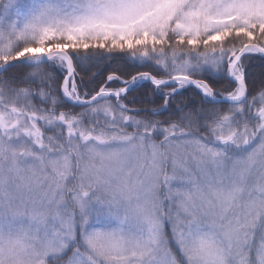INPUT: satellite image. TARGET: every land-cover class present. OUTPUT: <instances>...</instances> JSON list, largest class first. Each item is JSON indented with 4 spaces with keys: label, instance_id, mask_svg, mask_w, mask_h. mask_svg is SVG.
Wrapping results in <instances>:
<instances>
[{
    "label": "snow or ice",
    "instance_id": "obj_1",
    "mask_svg": "<svg viewBox=\"0 0 264 264\" xmlns=\"http://www.w3.org/2000/svg\"><path fill=\"white\" fill-rule=\"evenodd\" d=\"M0 264H264V0H0Z\"/></svg>",
    "mask_w": 264,
    "mask_h": 264
},
{
    "label": "trees",
    "instance_id": "obj_2",
    "mask_svg": "<svg viewBox=\"0 0 264 264\" xmlns=\"http://www.w3.org/2000/svg\"><path fill=\"white\" fill-rule=\"evenodd\" d=\"M103 67H104V63H101V64H100V68L102 69ZM113 67H115V65H113ZM88 86H89V87H92V86H94V85H91V84H90V85H88ZM140 99H141L142 101L145 100V98L142 97V96L140 97ZM146 106H148V107H152L153 105H151V104H147ZM158 118H161V119H162L163 117H158Z\"/></svg>",
    "mask_w": 264,
    "mask_h": 264
},
{
    "label": "rangeland",
    "instance_id": "obj_3",
    "mask_svg": "<svg viewBox=\"0 0 264 264\" xmlns=\"http://www.w3.org/2000/svg\"><path fill=\"white\" fill-rule=\"evenodd\" d=\"M22 2H25L26 3V2H28V0H22Z\"/></svg>",
    "mask_w": 264,
    "mask_h": 264
}]
</instances>
